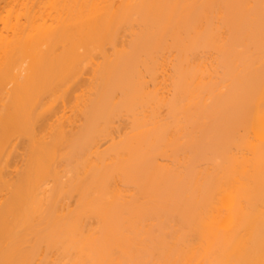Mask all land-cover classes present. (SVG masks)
<instances>
[{
    "label": "bare ground",
    "instance_id": "1",
    "mask_svg": "<svg viewBox=\"0 0 264 264\" xmlns=\"http://www.w3.org/2000/svg\"><path fill=\"white\" fill-rule=\"evenodd\" d=\"M0 264H264V0H0Z\"/></svg>",
    "mask_w": 264,
    "mask_h": 264
}]
</instances>
